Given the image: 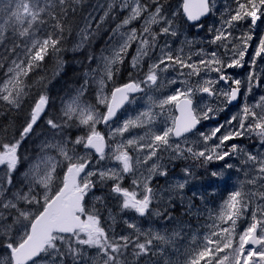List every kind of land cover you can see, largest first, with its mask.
I'll list each match as a JSON object with an SVG mask.
<instances>
[{
  "label": "snow or ice",
  "instance_id": "6c2138e0",
  "mask_svg": "<svg viewBox=\"0 0 264 264\" xmlns=\"http://www.w3.org/2000/svg\"><path fill=\"white\" fill-rule=\"evenodd\" d=\"M83 4L0 0V264H264V0Z\"/></svg>",
  "mask_w": 264,
  "mask_h": 264
},
{
  "label": "rangeland",
  "instance_id": "374dc122",
  "mask_svg": "<svg viewBox=\"0 0 264 264\" xmlns=\"http://www.w3.org/2000/svg\"><path fill=\"white\" fill-rule=\"evenodd\" d=\"M172 1L174 2V0H169V3L172 5L173 10H175V8L178 7L179 3H177V5L175 3V6H174V4H173ZM107 2H108V0H98L96 2L94 14H96L97 16L98 15H102V14H100L101 11H102L100 6L105 5ZM261 28H264V25H261ZM258 32H259V29H258ZM104 43H103V46H100V48H103L104 47ZM81 71H82V69H81ZM81 71H79V72L76 73V77L77 76L80 77ZM230 71L232 72L233 75H238V77L243 78L247 74L248 66L246 65L244 69H235V70H230ZM64 86H65V83L62 82V81H60V84H56L53 87V90H54L55 94H58V96L63 97L64 94H65V92H67L70 89V88H66L64 90ZM75 86H78V83H76ZM263 87H264V84H262L261 88L254 89L253 96H250L248 98V102L249 103H252L253 102L254 97L255 98H258L259 95L264 94ZM205 100H208V98L205 97ZM59 103H60L59 98L58 99L55 98V105L53 106V111H55L59 107ZM139 103L140 104H143L144 103V100H140ZM241 103H242V101H241ZM134 108H136V105L129 106V112H128V114H133L132 113V109H134ZM238 109H239V105H237L235 107H232V109H229L228 111L222 113L219 119L221 121L224 120V119H226L228 116H230L231 114H233L236 111H238ZM214 126H215V121L210 122V123L209 122H206V127L207 128H211V127H214ZM102 131H104V128H103ZM238 143L248 144V141L247 140H244V141H240ZM213 167L214 168L215 167H219V165H214ZM177 171H178V169H177ZM200 176H206V174L202 172V173H200ZM235 182H236V177L235 176H233L231 180H228L226 184L220 183V182L216 181L215 183H217L219 185V187L217 188L216 194L213 197H211V199H213L216 203H219L220 200H221V198L223 196H226L227 195V190H231V185L234 184ZM196 186L199 187V185H196Z\"/></svg>",
  "mask_w": 264,
  "mask_h": 264
},
{
  "label": "trees",
  "instance_id": "16d2710c",
  "mask_svg": "<svg viewBox=\"0 0 264 264\" xmlns=\"http://www.w3.org/2000/svg\"><path fill=\"white\" fill-rule=\"evenodd\" d=\"M97 1L98 0H84L81 15L87 16L89 12H94ZM173 4L175 6V2H173ZM100 14H102V11ZM105 27L107 28V27H109V25H105ZM105 39H106V35L102 32L100 34V36L98 37L97 42H96L97 50L100 49V46H103ZM65 58L70 61L69 64H67L65 66L64 70L61 72V74L59 76H56L54 78H52L53 62L50 61L46 65V69H47L48 75L50 77V82L48 83V92H49V95L54 100H55V98L58 99V94H55L53 87L56 84H60V81L65 83L64 90L66 88L76 87L75 86L76 83H78L80 81V77L79 76L76 77V73L81 71L82 68L79 64L73 63L72 61L82 59V56L74 55V54H67ZM125 68L127 69V62L125 64ZM41 74H43V73H41ZM121 79L122 80L127 79V71L122 72ZM54 82H55V84H53ZM0 123H7V120L4 118L3 113H0ZM16 123L17 124L21 123V120L19 118H16Z\"/></svg>",
  "mask_w": 264,
  "mask_h": 264
},
{
  "label": "flooded vegetation",
  "instance_id": "af4514ba",
  "mask_svg": "<svg viewBox=\"0 0 264 264\" xmlns=\"http://www.w3.org/2000/svg\"><path fill=\"white\" fill-rule=\"evenodd\" d=\"M259 66H260V67H264V64H260Z\"/></svg>",
  "mask_w": 264,
  "mask_h": 264
},
{
  "label": "bare ground",
  "instance_id": "6f19581e",
  "mask_svg": "<svg viewBox=\"0 0 264 264\" xmlns=\"http://www.w3.org/2000/svg\"><path fill=\"white\" fill-rule=\"evenodd\" d=\"M60 80H61V79H60ZM60 80H59V81H60ZM57 82H58V81H57ZM53 84H55V82H54ZM60 97H61V96H60Z\"/></svg>",
  "mask_w": 264,
  "mask_h": 264
}]
</instances>
